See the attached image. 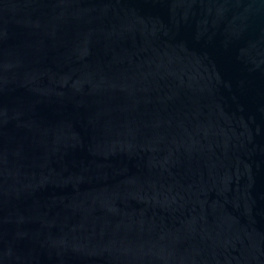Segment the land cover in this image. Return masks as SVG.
<instances>
[{
    "label": "water",
    "instance_id": "95a60500",
    "mask_svg": "<svg viewBox=\"0 0 264 264\" xmlns=\"http://www.w3.org/2000/svg\"><path fill=\"white\" fill-rule=\"evenodd\" d=\"M0 264H264V0H0Z\"/></svg>",
    "mask_w": 264,
    "mask_h": 264
}]
</instances>
